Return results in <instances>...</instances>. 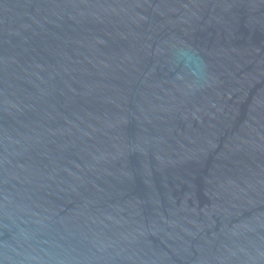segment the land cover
<instances>
[{
    "label": "water",
    "instance_id": "obj_1",
    "mask_svg": "<svg viewBox=\"0 0 264 264\" xmlns=\"http://www.w3.org/2000/svg\"><path fill=\"white\" fill-rule=\"evenodd\" d=\"M0 264H264V0H0Z\"/></svg>",
    "mask_w": 264,
    "mask_h": 264
}]
</instances>
